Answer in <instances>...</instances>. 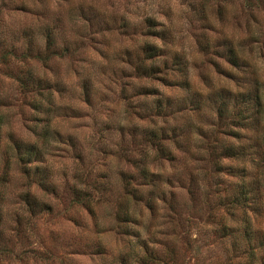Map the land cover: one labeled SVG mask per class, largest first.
<instances>
[{"label":"rangeland","instance_id":"1","mask_svg":"<svg viewBox=\"0 0 264 264\" xmlns=\"http://www.w3.org/2000/svg\"><path fill=\"white\" fill-rule=\"evenodd\" d=\"M0 117V264H264V0H0Z\"/></svg>","mask_w":264,"mask_h":264},{"label":"trees","instance_id":"2","mask_svg":"<svg viewBox=\"0 0 264 264\" xmlns=\"http://www.w3.org/2000/svg\"><path fill=\"white\" fill-rule=\"evenodd\" d=\"M46 46H47V50L50 52V50H54V46H55V41H54V38H53V35L50 34V33H47V41H46ZM204 46L202 45V48ZM162 50L160 48H158L156 45L152 44V43H144L142 48H141V52H142V56H136L135 57V68H138V70H140L143 74H146L149 73V72H156L159 70V64H156L155 60H157L160 56L161 57H164V53L163 51L161 52ZM29 52V53H28ZM55 51L51 52V53H54ZM23 55H26L27 54H32V50L30 48H26V49H23L22 53ZM37 55H33V57H42L40 54L36 53ZM224 54V53H223ZM129 57V56H128ZM226 60L228 62H230L232 65L234 66H238V62H239V56H237V54L235 53V51L229 46L227 47L226 49V53H225V56ZM45 58H47V56H45ZM165 58V57H164ZM130 61H131V58H129ZM144 59H150L151 63L146 65L144 63ZM181 58H179L178 55H175L174 54V57L172 59V64L174 66H176L177 68H180L181 67ZM162 66L163 67H166L168 62L166 61V58L164 60H162ZM30 80H33L32 79V76H29L27 77L26 81H29ZM26 81H22V87L25 88L24 86L27 85V82ZM247 97L245 98L244 94L242 95V102L241 103H248L247 106H250L252 105L254 107V110L255 112H260L261 110V107H262V101H261V96L258 92H255L253 95H246ZM158 99H156V104H155V109L158 111H162V112H166L168 109H172L173 107H176V105L179 107V108H182L183 104L187 101L188 104L190 105H199V103L201 102V100L197 97V95H192L190 97H188V99H179V98H168V99H164L163 97H157ZM220 106L218 108V117L219 118H225V120L227 119V106H224L226 101L224 99H220ZM251 101V102H249ZM239 113L241 114V112H238L237 116L239 117H242V115H239ZM1 126H2V117H0V129H1ZM186 129V128H185ZM186 134L183 136V139L187 138V136L190 134V131L186 130L185 132ZM50 134L49 132V129H43L42 130V134L41 136L43 135L44 137H48V135ZM159 136V137H158ZM152 137L154 139H151L152 141L155 140L156 138H160V139H165V133L164 131L162 130L160 132V134L158 135H153L152 134ZM16 153L22 158V159H25V163H30L32 161V158L35 159V158H39L41 156V151L37 148V145L36 144H29V145H26V146H23L21 144H18L16 143ZM226 148V149H225ZM159 150L162 151V152H165L164 148L163 147H159ZM224 150V152L226 153V155L228 156H237L239 152H235V148H231V147H220V153H222V151ZM237 151V150H236ZM215 154H218L217 152ZM251 192V189L249 187V185H245V184H241L240 185V188L239 190L237 191V195L234 196V199H233V203L237 204V205H244V204H248L249 205V202H248V198H249V194ZM246 204V205H247Z\"/></svg>","mask_w":264,"mask_h":264}]
</instances>
